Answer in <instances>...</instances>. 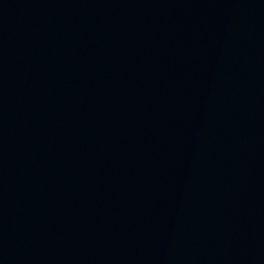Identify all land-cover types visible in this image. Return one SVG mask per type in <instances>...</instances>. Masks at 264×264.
<instances>
[{"label":"water","instance_id":"95a60500","mask_svg":"<svg viewBox=\"0 0 264 264\" xmlns=\"http://www.w3.org/2000/svg\"><path fill=\"white\" fill-rule=\"evenodd\" d=\"M0 264H264V0H0Z\"/></svg>","mask_w":264,"mask_h":264}]
</instances>
